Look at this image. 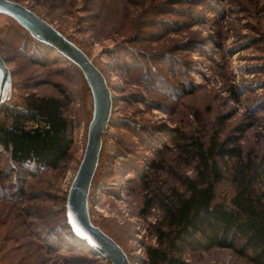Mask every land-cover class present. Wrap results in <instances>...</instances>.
<instances>
[{
	"label": "rangeland",
	"instance_id": "1",
	"mask_svg": "<svg viewBox=\"0 0 264 264\" xmlns=\"http://www.w3.org/2000/svg\"><path fill=\"white\" fill-rule=\"evenodd\" d=\"M13 1L76 44L106 80L111 116L88 215L131 264H146V249L157 245L152 226L161 212L150 199L170 196L182 178L195 175L194 162L180 150L183 142L231 147L235 140L245 155L264 161V0ZM24 32L14 17L0 13V56L12 82L3 104L31 92L67 98L73 142L57 169L23 179L14 172L0 176V264H111L85 241L65 236L68 189L93 117L91 91L65 63L41 66L23 57ZM234 161L225 159L230 166ZM8 164L4 155L0 169ZM232 188L227 178L220 182L222 195ZM184 258L188 264H248L229 249Z\"/></svg>",
	"mask_w": 264,
	"mask_h": 264
},
{
	"label": "trees",
	"instance_id": "2",
	"mask_svg": "<svg viewBox=\"0 0 264 264\" xmlns=\"http://www.w3.org/2000/svg\"><path fill=\"white\" fill-rule=\"evenodd\" d=\"M22 38L23 57L41 66L63 62L87 85L82 71L54 47L33 38L26 28ZM66 99L31 92L19 103L0 105V161L6 155L9 162L0 169L3 179L13 172L23 179L57 169L68 157L73 138L64 114ZM231 143L193 140L179 146L194 162L195 175L182 178L181 188L171 189L170 196L150 199L157 201L161 219L152 226L157 245L146 249V264H188L186 252L212 249H229L248 264H264V161L245 155L239 142ZM232 158V165H226L225 159ZM226 178L233 188L222 195L220 182ZM65 236L84 244L71 230Z\"/></svg>",
	"mask_w": 264,
	"mask_h": 264
},
{
	"label": "water",
	"instance_id": "3",
	"mask_svg": "<svg viewBox=\"0 0 264 264\" xmlns=\"http://www.w3.org/2000/svg\"><path fill=\"white\" fill-rule=\"evenodd\" d=\"M0 13L14 17L33 38L54 47L82 71L94 101L93 117L87 128L86 147L81 162L68 189L65 220L72 234L85 241L103 259L111 264H131L123 248L95 226L88 215L87 197L112 107L110 89L102 72L76 44L67 40L56 28L25 5L13 0H0ZM6 62L7 59L0 56V105L10 97L12 83Z\"/></svg>",
	"mask_w": 264,
	"mask_h": 264
}]
</instances>
